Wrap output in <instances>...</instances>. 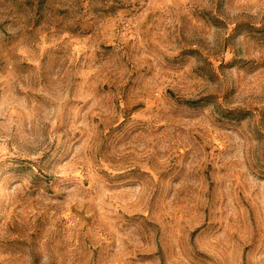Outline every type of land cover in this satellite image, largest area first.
Segmentation results:
<instances>
[{"label":"rangeland","instance_id":"rangeland-1","mask_svg":"<svg viewBox=\"0 0 264 264\" xmlns=\"http://www.w3.org/2000/svg\"><path fill=\"white\" fill-rule=\"evenodd\" d=\"M0 264H264V0H0Z\"/></svg>","mask_w":264,"mask_h":264}]
</instances>
